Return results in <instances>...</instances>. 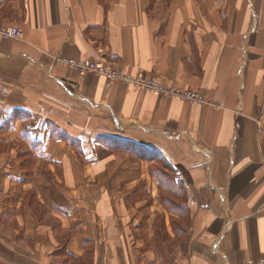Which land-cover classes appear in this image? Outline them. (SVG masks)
I'll list each match as a JSON object with an SVG mask.
<instances>
[{"label": "crops", "instance_id": "crops-1", "mask_svg": "<svg viewBox=\"0 0 264 264\" xmlns=\"http://www.w3.org/2000/svg\"><path fill=\"white\" fill-rule=\"evenodd\" d=\"M245 2L237 42L221 0H0L22 32L0 39V264H159L128 202L144 163L102 139L170 164L188 217L173 264L264 257V0ZM93 61L202 102L77 68Z\"/></svg>", "mask_w": 264, "mask_h": 264}, {"label": "rangeland", "instance_id": "rangeland-1", "mask_svg": "<svg viewBox=\"0 0 264 264\" xmlns=\"http://www.w3.org/2000/svg\"><path fill=\"white\" fill-rule=\"evenodd\" d=\"M221 1V12L224 13L222 17L225 20V27L229 31V37L238 42L249 28L250 16L246 2L245 0ZM261 1L263 0H255L254 5H258ZM101 142L108 149L113 147L119 148L121 151H128L131 153L132 162L144 163L145 176L140 179L137 187L130 192L128 202L131 206L138 204V202L143 203L142 209L145 210V216L142 217L139 226L145 230L147 250L155 253L159 264H173V256L170 255L175 252L177 247L179 252L184 247L188 217L187 208L182 206L184 201L183 190L177 185L170 164L159 152L148 147L134 143L126 144L124 141L112 144L106 139H102ZM141 174L139 171L136 175L130 174V177L133 178L135 175L139 179ZM176 192L182 196L181 199L178 197V202H175L170 195V193L175 195ZM170 234L173 236L171 241ZM209 255L211 260L215 259V256ZM186 258L187 256L183 257L185 263L187 262Z\"/></svg>", "mask_w": 264, "mask_h": 264}, {"label": "built area", "instance_id": "built-area-1", "mask_svg": "<svg viewBox=\"0 0 264 264\" xmlns=\"http://www.w3.org/2000/svg\"><path fill=\"white\" fill-rule=\"evenodd\" d=\"M22 38V32L14 26H5L0 24V39L2 40H20ZM77 68L84 73H97L101 74L105 77V79L109 82L114 81H123L125 84L132 85L138 89H143L149 93L158 94L162 96H171L177 97L179 99H183L188 101L191 104H199L202 102L201 97L194 93L185 92V93H178L173 90L167 89L165 85L158 83L155 80H145L142 78H135V79H126L120 77L116 72L107 69V67L97 61L83 63L78 65ZM259 130L263 131V126L259 125ZM261 162L264 167V155L261 157ZM246 264H264V257L257 259V260H249Z\"/></svg>", "mask_w": 264, "mask_h": 264}, {"label": "bare ground", "instance_id": "bare-ground-1", "mask_svg": "<svg viewBox=\"0 0 264 264\" xmlns=\"http://www.w3.org/2000/svg\"><path fill=\"white\" fill-rule=\"evenodd\" d=\"M254 2H255V0H254Z\"/></svg>", "mask_w": 264, "mask_h": 264}]
</instances>
